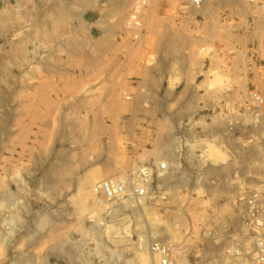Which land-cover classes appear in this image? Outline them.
<instances>
[{
	"label": "rangeland",
	"instance_id": "rangeland-1",
	"mask_svg": "<svg viewBox=\"0 0 264 264\" xmlns=\"http://www.w3.org/2000/svg\"><path fill=\"white\" fill-rule=\"evenodd\" d=\"M135 2L0 0V264H158L151 244L162 227L171 264H228L226 247L249 249L254 235L238 223L245 198L264 191V122L246 115L258 107L245 95L264 96V16L252 7L262 31L228 12L215 26L231 43L216 50L218 78L252 80L220 85L241 96L232 112L192 127L197 116L174 113L178 87L158 94L150 126L121 110L134 94L119 83L133 69L175 75L187 51L166 45L176 27L164 17L178 2L153 0L134 39L124 27ZM165 159L175 174L154 175L143 206L94 192Z\"/></svg>",
	"mask_w": 264,
	"mask_h": 264
},
{
	"label": "crops",
	"instance_id": "crops-1",
	"mask_svg": "<svg viewBox=\"0 0 264 264\" xmlns=\"http://www.w3.org/2000/svg\"><path fill=\"white\" fill-rule=\"evenodd\" d=\"M152 1H149L145 11L149 9ZM172 1H176L178 4L172 7L173 9L168 15H165L164 19L166 25L174 24L176 28L166 27L165 33L171 34L166 45L176 46L183 53L187 51L186 56L182 58L177 74L167 75L165 78L157 68L133 69L134 74H136L134 78L119 83V87L122 86L125 92L131 95L134 94V96L129 95L133 101L126 107L123 106L121 110L133 114L136 120L141 123L147 121L150 126H155L157 115L162 114V109L157 108L155 105L158 94L164 92L162 94L164 96L167 92L170 97L168 91L174 90L175 93V90L181 87L177 96H174L176 101L173 100V103H178L182 109L179 112H173L180 114L181 121L188 123L197 116L198 120L194 122L192 127L199 126L195 128L200 129L205 118H208L207 114L216 113L222 108L232 112L235 103L241 100L240 94L221 92L220 85L234 87V84H238L239 89L243 90V88L248 87V84H245L246 79L252 82L250 78H244L243 75L218 78L221 71L220 65L217 63L218 54L216 50L225 49L231 45L226 37L214 33L215 26L220 25L221 12H228L232 17L238 18L241 25L248 24L251 16L255 21L254 31L262 30L259 29V20L256 21L253 18V6L250 5L248 0H201L199 7L194 6L190 0ZM186 1H188V4L185 11L180 12L176 9L181 5L180 2ZM257 16L256 19L262 18L261 14ZM254 35L255 33L247 37L249 43L253 41L252 37ZM247 41L246 43H248ZM242 101H245V99ZM189 103L193 104L192 107H187L190 105ZM155 142V144H165V142Z\"/></svg>",
	"mask_w": 264,
	"mask_h": 264
},
{
	"label": "built area",
	"instance_id": "built-area-1",
	"mask_svg": "<svg viewBox=\"0 0 264 264\" xmlns=\"http://www.w3.org/2000/svg\"><path fill=\"white\" fill-rule=\"evenodd\" d=\"M149 1L136 0L128 16L124 28L128 32L130 31L129 33L134 39H138L141 35L142 15ZM190 2L196 7L201 4V0H190ZM248 2L253 7H257L260 14L264 16V0H248ZM245 98L249 104L258 107L254 112L245 111L246 115L250 113L249 117L253 115L254 118L261 119L264 122V96L258 92H250L245 95ZM194 144L195 142H189L187 138H184L183 145L185 147L187 146L188 148ZM184 159L185 161L187 160V158ZM173 169L175 167L169 164L166 159L153 165H140L131 176L97 183L94 186V192L100 195L102 200L111 203L117 204L125 200L133 206H143L152 186V177L154 175L166 177L172 173L175 174ZM181 175L185 177V173H181ZM195 177L200 178L201 172H196ZM238 224V229L241 232L246 231L254 236L249 240L250 247L244 253L240 252V247L237 244L226 247L228 264H264V191L252 192L245 198ZM206 234L211 235L213 233L208 231ZM203 235H205V231H203ZM166 236H168L167 229L162 227L151 244L152 251L159 257L158 264H171L169 244L164 242ZM232 241H235V239H232Z\"/></svg>",
	"mask_w": 264,
	"mask_h": 264
}]
</instances>
